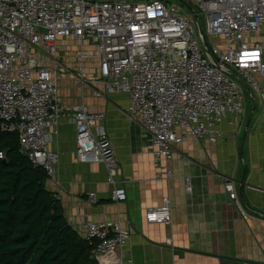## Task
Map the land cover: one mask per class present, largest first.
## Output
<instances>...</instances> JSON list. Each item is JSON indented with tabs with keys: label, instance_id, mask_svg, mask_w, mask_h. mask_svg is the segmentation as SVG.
I'll use <instances>...</instances> for the list:
<instances>
[{
	"label": "built area",
	"instance_id": "1",
	"mask_svg": "<svg viewBox=\"0 0 264 264\" xmlns=\"http://www.w3.org/2000/svg\"><path fill=\"white\" fill-rule=\"evenodd\" d=\"M67 39L77 45L72 57L79 75H86L87 61H97L93 81L129 94L127 113L151 135L158 181L172 175L163 162L174 158L177 144L186 138L216 142L223 135L218 127L226 115L244 112L246 88L264 100L256 76H264V0H0V123L19 133L20 151L50 175L58 154L48 149V130L57 132L68 111L77 127L78 159L104 162L112 183L118 167L102 123L106 113L59 98L58 75L70 72L61 51L74 46L61 44ZM184 184L191 192L192 177ZM225 188L238 202L233 179ZM111 197L125 200L127 194L115 188ZM146 220L172 224L169 195L146 211ZM84 237L94 254L119 250L114 264L125 263L130 234L120 222L89 221Z\"/></svg>",
	"mask_w": 264,
	"mask_h": 264
},
{
	"label": "crops",
	"instance_id": "2",
	"mask_svg": "<svg viewBox=\"0 0 264 264\" xmlns=\"http://www.w3.org/2000/svg\"><path fill=\"white\" fill-rule=\"evenodd\" d=\"M65 42L74 43L67 39L61 44ZM74 46L61 51L70 72L61 70L58 75L59 98L70 107L85 104L106 113L102 123L118 167L112 183L104 162L78 159L71 111L60 119L57 132L49 128L47 146L58 154V162L46 187L61 201L69 224L84 237L89 221L120 222L130 234L122 250L124 264L264 263V100L260 94L246 88L244 112L226 115L218 127L223 135L216 142L186 138L177 144L174 158L163 162L172 175L158 181L151 135L129 118V94L112 92L93 81L99 75L97 61H87L86 75H79L72 57ZM78 76L87 79L78 83ZM256 76L264 91V76ZM188 175L191 192L184 184ZM227 178L234 181L238 202L230 199ZM115 188L125 189L127 198L112 199ZM90 193H95V200ZM166 195L171 199L172 224L148 222L146 211L161 205ZM120 254L119 250L93 253L92 259L95 264H114Z\"/></svg>",
	"mask_w": 264,
	"mask_h": 264
},
{
	"label": "trees",
	"instance_id": "3",
	"mask_svg": "<svg viewBox=\"0 0 264 264\" xmlns=\"http://www.w3.org/2000/svg\"><path fill=\"white\" fill-rule=\"evenodd\" d=\"M49 177L0 123V264H95L94 245L69 224Z\"/></svg>",
	"mask_w": 264,
	"mask_h": 264
},
{
	"label": "rangeland",
	"instance_id": "4",
	"mask_svg": "<svg viewBox=\"0 0 264 264\" xmlns=\"http://www.w3.org/2000/svg\"><path fill=\"white\" fill-rule=\"evenodd\" d=\"M177 1V0H176ZM193 6V8L196 10V11H199V9H198V7L197 6H195V5H192ZM185 9L187 10V11H189L190 10V8H188L187 6H185ZM200 21H201V25H202V28L204 29V30H206V20H205V17L201 14L200 15ZM76 47H77V45H75ZM75 46H74V48H75ZM67 47H70V45H68ZM71 48H72V46H71Z\"/></svg>",
	"mask_w": 264,
	"mask_h": 264
}]
</instances>
